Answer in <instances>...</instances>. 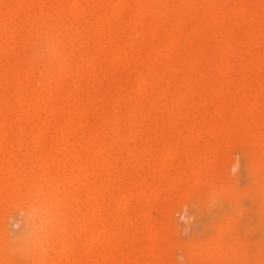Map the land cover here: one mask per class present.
Returning a JSON list of instances; mask_svg holds the SVG:
<instances>
[{"label": "bare ground", "instance_id": "bare-ground-1", "mask_svg": "<svg viewBox=\"0 0 264 264\" xmlns=\"http://www.w3.org/2000/svg\"><path fill=\"white\" fill-rule=\"evenodd\" d=\"M0 264H264V0H0Z\"/></svg>", "mask_w": 264, "mask_h": 264}]
</instances>
